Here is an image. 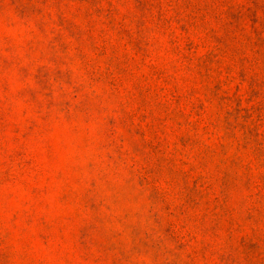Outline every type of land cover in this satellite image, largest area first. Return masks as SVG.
<instances>
[{
    "label": "rangeland",
    "instance_id": "1",
    "mask_svg": "<svg viewBox=\"0 0 264 264\" xmlns=\"http://www.w3.org/2000/svg\"><path fill=\"white\" fill-rule=\"evenodd\" d=\"M0 264H264V0H0Z\"/></svg>",
    "mask_w": 264,
    "mask_h": 264
}]
</instances>
